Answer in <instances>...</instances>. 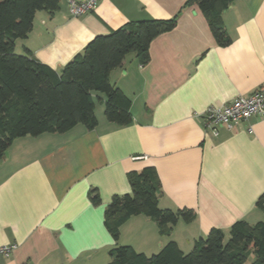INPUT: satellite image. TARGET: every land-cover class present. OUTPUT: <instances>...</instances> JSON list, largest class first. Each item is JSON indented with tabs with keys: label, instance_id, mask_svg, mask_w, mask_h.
Returning a JSON list of instances; mask_svg holds the SVG:
<instances>
[{
	"label": "crops",
	"instance_id": "obj_1",
	"mask_svg": "<svg viewBox=\"0 0 264 264\" xmlns=\"http://www.w3.org/2000/svg\"><path fill=\"white\" fill-rule=\"evenodd\" d=\"M69 1L54 12L38 10L15 51L28 49L60 71L95 36L127 22L178 15V23L152 41L147 63L130 52L110 73L131 99L130 124L109 121L104 94L94 92V128L80 123L12 142L0 163V245L17 247L0 264H109L117 244L150 255L169 240L188 252L213 227L228 232L237 220L264 221L262 118L219 127L217 136L202 122L210 106L264 84V0H234L225 10L227 46L217 44L199 6H184L186 0H98L79 16ZM146 165L157 169L160 206L195 215L180 218L169 235L151 218L133 215L116 242L105 226L106 208L115 194L131 191L128 173ZM93 189L99 203L92 202Z\"/></svg>",
	"mask_w": 264,
	"mask_h": 264
},
{
	"label": "trees",
	"instance_id": "obj_2",
	"mask_svg": "<svg viewBox=\"0 0 264 264\" xmlns=\"http://www.w3.org/2000/svg\"><path fill=\"white\" fill-rule=\"evenodd\" d=\"M61 0H0V158L12 142L22 136L46 132L63 133L77 124L94 128V92L103 93L104 112L109 121L127 125L132 121L131 99L112 84L110 73L121 66L130 52L141 64L150 59L152 41L178 23V15L168 19L130 21L108 34L95 36L60 71L36 59L30 50L19 54L16 40L32 30L38 10L54 12ZM234 0H186L184 6L198 5L208 20L220 46L231 43L223 13ZM131 191L115 194L105 211V226L117 242L121 226L133 215L143 214L156 221L162 235H169L180 218L191 221L190 208L173 210L160 206L161 181L154 165L130 171ZM93 203L100 202L96 189ZM264 195L258 200L261 205ZM228 236V237H227ZM264 264V221H235L228 232L213 227L194 241L185 252L175 240L159 251L146 254L130 244H117L109 250V264Z\"/></svg>",
	"mask_w": 264,
	"mask_h": 264
},
{
	"label": "built area",
	"instance_id": "obj_3",
	"mask_svg": "<svg viewBox=\"0 0 264 264\" xmlns=\"http://www.w3.org/2000/svg\"><path fill=\"white\" fill-rule=\"evenodd\" d=\"M98 0H70L69 9L72 15L79 16L93 10ZM252 116H260L264 123V84L260 85L249 96H238L222 106H210L202 115L204 128L217 136L219 127L232 129L243 120ZM136 155L134 158H143ZM16 244L0 245V256H10Z\"/></svg>",
	"mask_w": 264,
	"mask_h": 264
},
{
	"label": "rangeland",
	"instance_id": "obj_4",
	"mask_svg": "<svg viewBox=\"0 0 264 264\" xmlns=\"http://www.w3.org/2000/svg\"><path fill=\"white\" fill-rule=\"evenodd\" d=\"M95 100H96V104H98L99 99L96 97ZM253 260H254V255H251L248 261L246 262V264H250Z\"/></svg>",
	"mask_w": 264,
	"mask_h": 264
},
{
	"label": "water",
	"instance_id": "obj_5",
	"mask_svg": "<svg viewBox=\"0 0 264 264\" xmlns=\"http://www.w3.org/2000/svg\"><path fill=\"white\" fill-rule=\"evenodd\" d=\"M6 154H7V152H6ZM3 161V158H0V163Z\"/></svg>",
	"mask_w": 264,
	"mask_h": 264
}]
</instances>
